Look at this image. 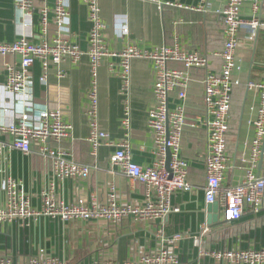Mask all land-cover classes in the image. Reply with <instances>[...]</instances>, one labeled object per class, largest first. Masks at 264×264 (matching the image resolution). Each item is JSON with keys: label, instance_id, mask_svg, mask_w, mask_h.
<instances>
[{"label": "built area", "instance_id": "2783aa9c", "mask_svg": "<svg viewBox=\"0 0 264 264\" xmlns=\"http://www.w3.org/2000/svg\"><path fill=\"white\" fill-rule=\"evenodd\" d=\"M82 2L87 8L90 23L85 53L60 31V26L68 18L64 0H54L51 8L45 6L39 10L41 42H30L22 35L12 42L0 43V57L20 58L18 64L6 65L5 84L0 87L5 98L0 100V112L12 114L10 122L0 121V240H14L17 229L36 228L43 222L119 225L128 217L136 222H154L177 212L178 209L172 207V197L178 192L191 191L187 181L189 163L182 155V139L187 129L202 132L205 138L202 156L206 175L204 201L206 205L218 204L220 221L232 224L239 221L245 211L257 212L264 208V61L261 80L246 83L247 91L255 94L257 100L249 108L253 117L248 123L253 136L247 152L239 157L243 177L237 185H223L228 162L226 145L232 95L234 89L241 85L233 77L240 71L235 57L238 33L247 28L253 39L257 31H264V19L260 18L261 0H225L224 7L217 11L223 26V47L214 54L221 62L216 72L210 70L208 57L197 50L185 51L166 46L148 49L129 43L120 52L111 51L104 40L105 25L97 0ZM244 4L250 6V14L246 18L241 14ZM14 5L20 19L30 15L32 0H14ZM50 26L56 29L51 37L48 36ZM126 34L127 29H123L122 35ZM82 55L89 59L91 75L85 108L90 155L97 157L101 147L109 149L110 169H117L143 187V200L139 203L118 202L115 190L105 199L99 193L88 192L73 201H66L58 192L60 185L66 182L73 186L82 185L94 167L75 161L70 151L59 147L72 142V128L58 107L35 110L33 90L27 81L35 62L40 63V81L45 83L49 70H55L58 78L64 77L62 65L67 63L74 68ZM108 57L119 60V77L124 92L128 91L132 60H146L153 65V103L148 111V126L156 147V159L149 167L142 168L132 161L127 137L112 141L99 125L97 71ZM171 63H179L183 67L172 68L169 66ZM192 70L204 72L201 78L204 112L189 119L186 102ZM171 96H175L173 103ZM9 100H14L11 105ZM14 153L22 158L33 154L39 162L40 180L37 177L34 181L33 175L30 178L31 184L39 181L35 191L29 189L23 173L14 175ZM209 231L204 226L200 235L194 238L193 245L198 248L200 256L210 260V264H264V248L207 247L204 236ZM179 241L178 234L167 239L161 237L155 249L122 263L96 258L78 264H184L176 250ZM56 248L46 249L39 245L29 252L0 251V264H67L64 257L57 255Z\"/></svg>", "mask_w": 264, "mask_h": 264}, {"label": "crops", "instance_id": "0c3cea01", "mask_svg": "<svg viewBox=\"0 0 264 264\" xmlns=\"http://www.w3.org/2000/svg\"><path fill=\"white\" fill-rule=\"evenodd\" d=\"M54 0H32L30 15L24 19L17 17L14 0H0V43H9L24 35L28 41L39 43L42 33L39 26V10L51 8ZM99 13L105 25L104 40L113 52H120L132 43L140 48L153 49L161 46L178 47L185 51L197 50L208 57L209 68L216 72L221 62L214 54L223 47L222 23L220 11L225 0H97ZM68 18L60 26L62 36L78 45L82 53L87 51L90 23L88 12L82 0H64ZM243 17L250 14L249 4L241 8ZM260 18L264 19V0H261ZM123 29L127 34L122 35ZM56 29L50 26L48 36L55 35ZM236 61L240 71L233 77L241 83L232 95L233 100L242 90L240 111L236 130L231 133V114L227 137V170L223 185L234 186L241 182L243 170L239 157L247 152V145L253 133L248 123L253 117L249 108L256 104L255 94L248 92V81L258 82L262 78L264 61V31L251 39V32L242 28L238 33ZM19 57H0V87L4 86L6 65L18 64ZM181 69L179 63L169 64ZM64 77L58 78L55 70H49L46 82L40 81L41 67L35 62L31 67L28 86L33 90V107L36 111L59 108L63 118L72 128V142L59 145L71 152L79 163L94 167L88 179L79 186L71 183L60 185L58 192L66 201L96 192L105 199L115 190L120 203H139L143 200V187L121 174L111 170L108 155L111 152L101 147L97 157L90 155L91 149L86 139L88 120L85 108L88 103L87 92L91 84L89 59L82 55L76 67L62 65ZM119 60L115 57L104 59L97 71L98 120L101 129L112 141H121L125 137L130 143L132 161L145 168L156 159L151 129L148 126V111L153 103V65L146 60H132L130 65L128 91L121 88ZM204 72L192 70V82L187 92V113L196 115L204 112L203 86L201 78ZM1 90V89H0ZM234 97V98H233ZM0 100H5L0 91ZM171 103L175 96L170 97ZM9 100V105L12 104ZM10 112H0V121L10 122ZM188 130V129H187ZM205 153V138L202 132L185 131L182 139V155L189 163L187 181L190 192L175 193L172 207L177 212L167 214L154 222L124 219L119 225L91 222L84 225L54 224L43 222L37 227L17 229L14 240H0V251L29 252L36 246L50 249L57 247V255L64 257L69 264L88 263L92 259L103 258L122 263L135 258L138 254L155 249L161 237L170 238L180 235L177 253L184 264H210L208 258L199 255L193 245L202 228L210 229L204 236L207 247L236 245L241 249L264 248V208L257 212L245 211L241 219L232 224L207 226L206 204L203 187L205 170L202 156ZM13 173L22 175L29 183V189L35 191L39 186L41 168L33 154L20 157L13 154ZM34 176L36 183L31 184ZM43 176V175H42ZM44 178V176H43ZM220 221V218H219ZM221 222V221H220ZM76 225V226H72ZM161 236V237H160ZM77 254V255H76ZM74 259L76 261L73 263ZM71 261V263H70Z\"/></svg>", "mask_w": 264, "mask_h": 264}, {"label": "water", "instance_id": "95a60500", "mask_svg": "<svg viewBox=\"0 0 264 264\" xmlns=\"http://www.w3.org/2000/svg\"><path fill=\"white\" fill-rule=\"evenodd\" d=\"M257 35H258V31L255 33V36ZM167 163H168V157H167ZM206 213H207L206 223L208 227H214L224 223L219 221V206L217 203L207 204Z\"/></svg>", "mask_w": 264, "mask_h": 264}, {"label": "rangeland", "instance_id": "374dc122", "mask_svg": "<svg viewBox=\"0 0 264 264\" xmlns=\"http://www.w3.org/2000/svg\"><path fill=\"white\" fill-rule=\"evenodd\" d=\"M238 88V87H237ZM243 97V92L242 90L239 91L238 96L235 98V100H233L232 103V114H231V133H234L236 130V125H237V120H238V116H239V111H240V102L242 100ZM234 98V97H233ZM15 164V162H14ZM16 165V164H15ZM57 226V224H56ZM72 226H76V225H72ZM77 255V254H76ZM76 261V259H74L73 263ZM71 263V261H70ZM67 264H69L67 262Z\"/></svg>", "mask_w": 264, "mask_h": 264}, {"label": "trees", "instance_id": "16d2710c", "mask_svg": "<svg viewBox=\"0 0 264 264\" xmlns=\"http://www.w3.org/2000/svg\"><path fill=\"white\" fill-rule=\"evenodd\" d=\"M189 119H192L196 114L193 113V111L187 113ZM190 129H188L187 131H189Z\"/></svg>", "mask_w": 264, "mask_h": 264}]
</instances>
